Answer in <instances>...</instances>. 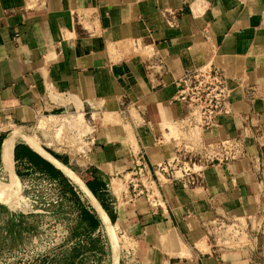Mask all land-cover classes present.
Returning a JSON list of instances; mask_svg holds the SVG:
<instances>
[{
    "label": "crops",
    "instance_id": "1",
    "mask_svg": "<svg viewBox=\"0 0 264 264\" xmlns=\"http://www.w3.org/2000/svg\"><path fill=\"white\" fill-rule=\"evenodd\" d=\"M203 49L215 50L229 75L261 93L252 101L236 87L229 111L200 131L203 144L245 135V155L208 164L202 189L164 184L156 211L144 196L125 202L113 181L123 182L132 152H143L153 167L195 140L171 135L167 123L188 113L175 100L178 81L200 63ZM77 104L94 127L84 152L50 144V133L36 128L42 118L75 113ZM92 105L128 118L94 122ZM12 125L42 143L38 151L24 136L9 145L7 180L14 181L13 170L21 185L70 199L76 206L71 235L86 238L103 224L53 160L81 180L109 222L134 242L127 252L136 264H264V0H0V166ZM240 219L242 244L212 227ZM200 239L205 250L196 247ZM130 260L113 256L111 264Z\"/></svg>",
    "mask_w": 264,
    "mask_h": 264
},
{
    "label": "rangeland",
    "instance_id": "2",
    "mask_svg": "<svg viewBox=\"0 0 264 264\" xmlns=\"http://www.w3.org/2000/svg\"><path fill=\"white\" fill-rule=\"evenodd\" d=\"M95 106L92 105V109ZM77 108L82 109V106L79 105ZM103 110L100 113L99 110L95 113L93 111L92 113L89 112L86 118L89 119L91 113L93 114L94 122L101 121L102 124L121 123L122 120L128 118L127 113L123 111H116L115 109ZM77 111L75 113L69 112L74 115V119L78 118ZM130 112L135 114L134 111ZM67 114L68 112L64 115ZM37 123L36 128L40 130ZM75 127L71 129L66 127L64 132L58 137L55 130H50L51 140L49 143L63 142L73 146L71 148L74 150H81L82 135L91 132L92 127L86 122L85 116L83 129L81 128L82 130L80 131V129ZM173 129L172 135L178 138L180 135L185 138H194L192 132L187 133V135L179 133L177 125ZM194 129L197 128L195 127ZM23 132V128L12 125V132L9 137L16 136L22 140L24 136H27ZM129 134L131 135L130 131ZM28 135L34 136L38 143H42L37 134L29 133ZM9 137L5 140L4 147L7 140L10 139ZM68 148L66 147L65 149L67 150ZM6 158L7 155L3 165L0 167V264H111L113 256H118L119 262L127 261L129 258L133 264H136L127 252L128 249L130 250L134 247V242L123 234L119 226L112 224L111 228L105 230L102 225L93 235L86 238L71 235L72 227H74L72 221L75 218L76 206L72 203H67L70 199L63 201L55 193H50L49 191L39 192V186L33 189L32 187L27 188L21 185L14 176L13 170L12 178L14 181L11 179L7 180L6 175L9 172L11 163ZM69 175L75 182L83 186L89 194L88 189L75 174L77 178L70 173ZM122 183L124 184V182L119 180L113 181V187L117 195L123 189ZM89 196L95 200L91 194ZM83 200L84 203H87L84 197ZM95 209L103 222L102 209ZM91 210L94 211L92 208ZM241 224H244V222L241 221ZM237 227H239L238 224L237 226L229 225L221 233L229 232L226 236L233 237L232 239L242 244L246 242V232L243 231L239 236ZM221 236H225V234ZM205 240H198L196 247L205 250ZM165 264H168L167 261Z\"/></svg>",
    "mask_w": 264,
    "mask_h": 264
},
{
    "label": "built area",
    "instance_id": "3",
    "mask_svg": "<svg viewBox=\"0 0 264 264\" xmlns=\"http://www.w3.org/2000/svg\"><path fill=\"white\" fill-rule=\"evenodd\" d=\"M167 23L173 26L171 19ZM242 82L228 74L223 57L215 50L208 52L199 64L188 67L178 81L179 88L175 95V100L188 108L186 117L180 123H175L179 132L188 133L192 127L209 129L218 117L229 111L230 96L236 87H241L252 101L261 96L258 87L243 85ZM89 133L82 135L83 152L93 142ZM194 141L188 140L186 146L177 148L172 156L157 162L153 167L148 165L143 152H132L133 166L120 177L124 182L123 200L134 204L139 196H144L151 211H156L163 207L161 188L164 184L178 182L184 189H202L203 171L208 164L228 163L243 157L246 152L245 135L208 144L201 141L195 144ZM237 224L240 236L243 231L246 232V227L239 220L231 223L216 221L212 227L221 233L227 226Z\"/></svg>",
    "mask_w": 264,
    "mask_h": 264
},
{
    "label": "bare ground",
    "instance_id": "4",
    "mask_svg": "<svg viewBox=\"0 0 264 264\" xmlns=\"http://www.w3.org/2000/svg\"><path fill=\"white\" fill-rule=\"evenodd\" d=\"M206 45H204V47H205ZM206 49H203L201 52H200V55L202 54V56H201V59L200 60H202L203 59V57L204 56H206L207 54H208V51H207V53H206ZM68 100V99H67ZM64 101V100H63ZM66 101V100H65ZM73 101V100H72ZM75 102V101H74ZM66 103V102H65ZM78 109V111H77V119H74V115L73 114H70L69 112H68V114L67 115H61V116H51V117H45V118H42L41 120H40V123H39V128H40V130H43V131H50V130H55L56 131V133H57V137L58 136H60L61 135V133H63L64 132V130L66 129V127H68V128H74L75 126V128L77 129H80V131L83 129V124H84V111L81 109V108H77ZM97 108H96V106L93 108V112L95 113V112H98L97 110H96ZM76 117V116H75ZM74 120H76V121H74ZM175 123H167V126L169 127V129H170V133H171V135H172V131L174 130L173 128L175 127L176 128V125H174ZM165 125V124H164ZM171 125H173V126H171ZM171 126V127H170ZM82 128V129H81ZM195 127H192V128H190V130H189V132L188 133H190V132H192L193 134H194V139L196 140V141H194V143L196 144V143H198V141H199V139H200V137H199V135H200V129L199 128H197V129H194ZM78 132V131H77ZM23 133H25V134H27V138L29 139V141L27 142L28 144H30L32 147H34V148H37V149H39L38 151H40V148H39V146H38V141H37V139L34 137V136H32V135H28L29 133L27 132V131H25L24 130V132ZM87 133V132H86ZM84 134H85V131H84ZM186 135H187V133H185ZM167 136V135H166ZM18 140H20L18 137H12L11 139H8L7 140V142H6V144H5V149H4V152H3V156H4V161H5V157H6V155H7V150H8V147H9V145L11 144V143H15L16 141H18ZM51 144V143H50ZM53 145V144H52ZM13 146L14 145H12V147H11V149H13ZM49 146V145H48ZM57 150V149H56ZM58 151V150H57ZM41 153H44V152H42L41 151ZM46 154V153H45ZM170 155V154H169ZM46 156H48L49 158H51L48 154H46ZM257 156V155H256ZM4 161H3V163H4ZM59 167H61V169H63V171L72 179V177L69 175V173H67L66 172V170L59 164V162H57V161H55V160H53ZM3 163L1 164V166L3 165ZM257 163V162H256ZM0 166V167H1ZM11 166V165H10ZM255 170H256V167H255ZM73 180V179H72ZM74 181V180H73ZM75 182V181H74ZM75 184H77L79 187H80V189H81V191H82V193H83V196H84V198L94 207V208H98V209H102L101 207H100V205L97 203V201L96 200H94V199H92L90 196H89V194L86 192V190H85V188L83 187V186H81L80 184H78L77 182H75ZM262 202V201H261ZM102 212H103V217H102V219H103V226H104V228H105V230H107V229H109V228H111L112 226V224L109 222V220H108V218H107V216H106V214H105V212L103 211V209H102ZM105 216V217H104ZM114 226V225H113ZM115 229V228H114ZM227 233H229V232H227ZM227 233H225L224 232V234H225V236H226V234ZM223 234V235H224ZM224 236V237H225ZM228 236V235H227ZM183 244V243H182ZM200 244V243H199ZM175 250V249H174ZM178 251H179V253H183L184 252V248H178L177 249ZM187 252V251H186Z\"/></svg>",
    "mask_w": 264,
    "mask_h": 264
}]
</instances>
